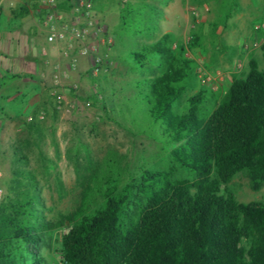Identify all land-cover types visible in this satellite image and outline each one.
Returning <instances> with one entry per match:
<instances>
[{
	"label": "trees",
	"instance_id": "16d2710c",
	"mask_svg": "<svg viewBox=\"0 0 264 264\" xmlns=\"http://www.w3.org/2000/svg\"><path fill=\"white\" fill-rule=\"evenodd\" d=\"M108 2L118 9L116 59L137 77L124 83L130 95L117 103L115 90L106 94L103 86L89 101L131 136L173 144L172 161L193 180L144 166L130 174L113 153L99 164L88 158L78 205L50 220L35 175L18 171L27 188L0 204V249L19 251L20 261L2 264H44V236L59 230L61 264H264V203L220 193L242 171L254 191L264 183V71L251 59L246 76L232 79L204 117L203 92L181 105L196 77L185 48L172 47L167 33L137 40L155 37L162 9L147 0ZM72 6L58 0L56 7L69 13ZM260 51L264 65V42Z\"/></svg>",
	"mask_w": 264,
	"mask_h": 264
},
{
	"label": "rangeland",
	"instance_id": "374dc122",
	"mask_svg": "<svg viewBox=\"0 0 264 264\" xmlns=\"http://www.w3.org/2000/svg\"><path fill=\"white\" fill-rule=\"evenodd\" d=\"M79 1L93 7L104 6L97 16L113 45L101 49L103 66L98 75L90 73L89 56L76 54L72 63L61 56L62 60L52 65L46 48L47 30L42 25L41 13L35 14L38 4L31 0H16V11L27 22L30 5L31 14L40 24L36 36L27 35L22 46L11 47L6 59L0 56V68L8 69L0 72V204L12 199L19 189L27 188L18 171L31 172L40 189L46 219L50 220L78 205L80 183L88 174V158L99 164L113 153L130 174H134L135 166H144L175 179L193 180L188 170L172 161L173 144H167L164 138L153 142L145 136L133 137L105 119L90 103L89 97L96 95L101 86L106 94L115 90L112 99L117 103L130 95L129 91H121L124 83L137 76L116 59L120 51L116 46L117 7L108 0H70V3ZM174 3L176 6L168 8L160 20L155 37L137 40L150 43L167 33L172 47L185 48L186 57L195 64L196 77L181 105L189 96L203 92L207 99L202 114L207 117L222 100L232 79L246 76L251 59L264 71L260 51L264 28L256 29L264 23V0H175ZM3 11L0 7V33L8 34L14 27L3 18ZM21 34L26 35L24 30ZM132 34L128 36L129 42L135 39ZM193 38H196L194 46L186 49ZM20 50L27 52L25 58L18 56ZM57 51L60 52L59 48ZM29 52L38 54V59L32 58L37 69L20 64L22 60L29 61ZM58 71L63 75L56 83L53 76ZM220 193H230L238 202L264 203V183L254 191L245 171L222 184ZM62 233L59 230L44 236L40 250L44 264H61ZM5 261L19 262L20 252L14 248L0 249V264Z\"/></svg>",
	"mask_w": 264,
	"mask_h": 264
},
{
	"label": "built area",
	"instance_id": "2783aa9c",
	"mask_svg": "<svg viewBox=\"0 0 264 264\" xmlns=\"http://www.w3.org/2000/svg\"><path fill=\"white\" fill-rule=\"evenodd\" d=\"M43 13L42 25L46 28V42L61 45L60 54L63 58L74 62L76 54L91 58L90 73L98 75L103 66L101 49L110 48L112 39L105 36L100 26L97 13L89 3L82 1L73 4L69 13L57 9L58 0H36ZM264 23L256 26L263 29ZM63 72L58 71L54 82L58 83Z\"/></svg>",
	"mask_w": 264,
	"mask_h": 264
},
{
	"label": "crops",
	"instance_id": "0c3cea01",
	"mask_svg": "<svg viewBox=\"0 0 264 264\" xmlns=\"http://www.w3.org/2000/svg\"><path fill=\"white\" fill-rule=\"evenodd\" d=\"M34 2V4H37L36 0H31ZM61 2V0H59ZM175 0H159V3H154L156 4L159 8L162 9L163 11V16H166L167 14V10L169 9H173L176 4L174 3ZM0 7L4 10L3 11V18L5 20H8L10 22V24H12V26L14 27V30L12 32H8V34H2L0 33V56L4 55V57H1L4 59L7 58V55L10 54V49L11 47H13L15 44L20 47L24 44V42H26L25 37L27 38V35L29 36H36L38 28L40 26H38V23L36 21V19L34 18L32 13V10L27 6L28 11H29V21H24V18H21L20 14H17L16 11V0H0ZM36 13V15L41 13V17L43 19L42 16V12L40 11V9L38 10H34ZM33 11V12H34ZM11 12H13V14H11ZM164 18V17H163ZM1 17H0V28H1ZM24 30V32L26 33V35H22L21 31ZM32 43V42H31ZM35 42L32 43V45H34ZM46 48L48 49V60L51 61L52 65H54L56 62H60L62 60L60 52L58 53V48L59 50L61 49V45L58 44H47ZM41 54H43L41 52ZM18 56H22V58H25V56H27V52L25 50H20V53H18ZM32 58L34 59H38V54L34 52V54H32L31 52H29V61L28 60H22L20 61V64L22 66V64L24 66L29 65V67H37V63L36 60L33 61ZM37 69V68H36ZM7 66H5L4 68H0V72L1 71H6Z\"/></svg>",
	"mask_w": 264,
	"mask_h": 264
}]
</instances>
